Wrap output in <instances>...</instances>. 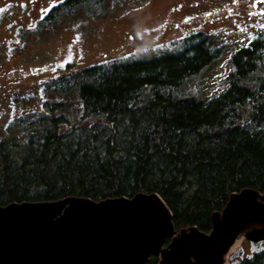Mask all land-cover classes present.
I'll return each instance as SVG.
<instances>
[{
  "label": "trees",
  "instance_id": "16d2710c",
  "mask_svg": "<svg viewBox=\"0 0 264 264\" xmlns=\"http://www.w3.org/2000/svg\"><path fill=\"white\" fill-rule=\"evenodd\" d=\"M104 2L61 0L42 23L98 13ZM219 53L195 32L179 49L100 62L46 84L45 91L75 92L81 112L73 121L62 99L43 103L48 114L9 123L26 136L0 140V205L156 193L177 231L209 233L231 194L264 192V35L230 56L220 95H184V83ZM157 263L150 257L146 264ZM244 264H264V252Z\"/></svg>",
  "mask_w": 264,
  "mask_h": 264
},
{
  "label": "rangeland",
  "instance_id": "374dc122",
  "mask_svg": "<svg viewBox=\"0 0 264 264\" xmlns=\"http://www.w3.org/2000/svg\"><path fill=\"white\" fill-rule=\"evenodd\" d=\"M55 2L1 0L0 140L22 143L26 131L7 126L17 118L48 114L45 102L63 99L66 113L76 120L81 112L76 93L45 91L52 80L104 61L179 49L181 40L195 32L204 33L209 46L220 53L198 77L184 83L182 92L207 101L225 90L230 56L264 35V0H105L98 13L81 10L48 26L42 18ZM258 75L264 76V61ZM251 244L242 239L243 257L254 253Z\"/></svg>",
  "mask_w": 264,
  "mask_h": 264
},
{
  "label": "water",
  "instance_id": "95a60500",
  "mask_svg": "<svg viewBox=\"0 0 264 264\" xmlns=\"http://www.w3.org/2000/svg\"><path fill=\"white\" fill-rule=\"evenodd\" d=\"M249 227L254 231L245 232ZM242 232L255 252L264 251V192L231 194L212 215L209 233L177 231L156 193L11 203L0 205V264H146L150 257L157 264H224ZM253 255L243 257L239 246L229 258L248 261Z\"/></svg>",
  "mask_w": 264,
  "mask_h": 264
},
{
  "label": "flooded vegetation",
  "instance_id": "af4514ba",
  "mask_svg": "<svg viewBox=\"0 0 264 264\" xmlns=\"http://www.w3.org/2000/svg\"><path fill=\"white\" fill-rule=\"evenodd\" d=\"M3 1H7V0H3ZM55 1H56L55 4L59 2V0H55ZM0 3H1V0H0ZM55 4H54V5H55ZM9 25L12 26V24H9ZM13 25H17L16 22H15ZM8 28H9V27H8ZM0 35H1V19H0ZM245 241H247V240H245ZM247 242H248V243H251V242H249V241H247ZM256 242L258 243L259 241H256ZM251 245H252V248H253V250H254V253H251V254H254V255H253L254 257L264 252V251L259 252V253L255 252L256 249L253 247V244H251ZM257 246H259V245L256 244V247H257ZM254 257H253V258H254ZM228 259H229V261H230V264H232V263H234V262H236V261H241L239 264H244V262L247 261V260H243V261H242V259L239 258V257H233V258H228Z\"/></svg>",
  "mask_w": 264,
  "mask_h": 264
},
{
  "label": "bare ground",
  "instance_id": "6f19581e",
  "mask_svg": "<svg viewBox=\"0 0 264 264\" xmlns=\"http://www.w3.org/2000/svg\"><path fill=\"white\" fill-rule=\"evenodd\" d=\"M241 241L242 239H236L232 245L230 246L229 250H228V255L231 254L237 247H239L241 245ZM226 260V259H225ZM224 264H227V262L225 261Z\"/></svg>",
  "mask_w": 264,
  "mask_h": 264
}]
</instances>
